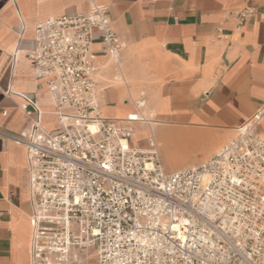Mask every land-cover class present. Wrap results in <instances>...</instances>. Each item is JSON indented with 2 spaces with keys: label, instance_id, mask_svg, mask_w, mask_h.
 <instances>
[{
  "label": "built area",
  "instance_id": "built-area-1",
  "mask_svg": "<svg viewBox=\"0 0 264 264\" xmlns=\"http://www.w3.org/2000/svg\"><path fill=\"white\" fill-rule=\"evenodd\" d=\"M230 14L240 26L254 8ZM96 38L119 68L124 43L105 5L38 20L29 55L59 126L44 128L23 96L30 127H0L28 159L30 264H264V100L206 160L168 172L152 136L132 144L143 98L123 119L102 115Z\"/></svg>",
  "mask_w": 264,
  "mask_h": 264
},
{
  "label": "crops",
  "instance_id": "crops-1",
  "mask_svg": "<svg viewBox=\"0 0 264 264\" xmlns=\"http://www.w3.org/2000/svg\"><path fill=\"white\" fill-rule=\"evenodd\" d=\"M95 2L107 7L124 43L116 73L105 64L108 57L98 38L93 45L97 78L113 81L99 90L102 115L125 118L134 111L130 99L140 91L139 99L145 100L142 115L148 120L132 123L136 148L147 149L150 136L158 147L161 140L156 136L190 141L202 129H211L216 135L207 142L205 151L210 152L235 134L264 100V0ZM89 5L90 0H0V127L17 132L30 127L20 108L23 96L39 107L44 128L59 126L46 81L34 76L29 55L34 25L48 17L84 12ZM245 6H252L254 14L238 26L230 13ZM147 79L156 82L145 86V97L140 87ZM259 132L264 137V119ZM158 151L168 172L195 167L191 164L205 154L198 152L191 163L178 165L181 154L175 148L168 147L175 158L167 163ZM27 167L24 147L0 138V264H30ZM89 263L96 264L95 258Z\"/></svg>",
  "mask_w": 264,
  "mask_h": 264
},
{
  "label": "rangeland",
  "instance_id": "rangeland-1",
  "mask_svg": "<svg viewBox=\"0 0 264 264\" xmlns=\"http://www.w3.org/2000/svg\"><path fill=\"white\" fill-rule=\"evenodd\" d=\"M106 63L108 68L112 69L113 73H116L118 71V67L116 66V64L109 58H107ZM125 70V69H124ZM95 80L98 82V86H97V91H98V95H99V90L102 86L106 85V84H110L111 82H113L112 80L109 79H104L101 81V79L95 75ZM156 82L155 80H151V79H147V80H143L142 81V85H141V92H144L145 97L147 96V90H146V85H150L151 83ZM140 96V91L137 92L136 95L133 96V99H130L132 101V103H134L136 100L139 99ZM129 98V97H128ZM145 108V106L143 107V109ZM155 135V134H154ZM216 133L214 130L211 129H202L200 133H197L195 135V137H193L190 141L183 139V138H179V139H170L169 137H163V136H156V138L161 140V145H158L159 149H160V153H162V158L163 160L167 163V161L172 160L173 158H175V155H173L172 153H170L168 151V147L172 148V149H176L179 154H181V159L182 161H178V165H185L186 163H191L192 161L195 160V155L198 152H203L206 150V145L207 142L212 140L215 137ZM234 135V131L231 133V135L229 137H227L225 140L221 141L220 143L216 144L210 152H206L203 156V158H201L198 163L196 164H191V165H198L199 163H201L203 160H205L207 157L211 156L223 143H225L226 141H228L232 136ZM132 140L134 141H138L137 135L136 133L134 134ZM146 142V139H142L140 141V143ZM193 148L192 151L188 150L187 147ZM166 155V156H165Z\"/></svg>",
  "mask_w": 264,
  "mask_h": 264
},
{
  "label": "bare ground",
  "instance_id": "bare-ground-1",
  "mask_svg": "<svg viewBox=\"0 0 264 264\" xmlns=\"http://www.w3.org/2000/svg\"><path fill=\"white\" fill-rule=\"evenodd\" d=\"M142 112H143V108H142V110H141V112H140V114H141V116H143L142 115ZM148 120V119H147ZM133 135H134V130L132 131V137H133ZM155 140V139H154ZM155 143H156V141H155ZM157 144V143H156Z\"/></svg>",
  "mask_w": 264,
  "mask_h": 264
}]
</instances>
